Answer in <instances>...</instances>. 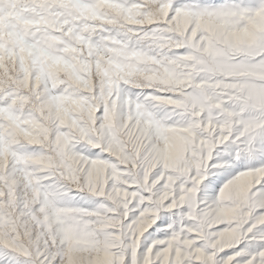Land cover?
<instances>
[{
  "label": "clouds",
  "instance_id": "clouds-1",
  "mask_svg": "<svg viewBox=\"0 0 264 264\" xmlns=\"http://www.w3.org/2000/svg\"><path fill=\"white\" fill-rule=\"evenodd\" d=\"M258 2L247 12L182 7L169 18L171 0H154L147 8L131 0H0V100L11 98L0 106V181H8L12 205L9 212L0 202V221L14 233L13 241L34 247L42 230L55 234L59 228L73 245L69 264H113L114 249L117 262L122 258V231L138 238L152 215L145 209L135 226L122 228L120 210L127 217L134 201L135 207L145 200L157 206L179 183L192 230L222 247L231 243L257 206L245 193L253 174L241 173L225 185L215 209H197L184 181L190 163L200 171L201 152L207 166L208 142L195 140L205 106L230 88L247 101L264 98V89L224 81L246 67L257 49L264 50V0ZM179 48L185 52L177 53ZM144 89L166 94L149 92V103L137 105L136 124L128 128V97ZM142 119L153 124L157 143L139 158L130 145ZM101 144L116 159H93L87 184L104 194L111 182L107 211L113 215L86 221L68 207L70 189L84 172L81 153ZM9 158L13 165L4 172ZM153 169L159 175L149 185ZM20 173L25 184L17 189L14 177ZM133 187L150 194L129 191ZM221 221L232 229L212 233Z\"/></svg>",
  "mask_w": 264,
  "mask_h": 264
},
{
  "label": "snow or ice",
  "instance_id": "snow-or-ice-1",
  "mask_svg": "<svg viewBox=\"0 0 264 264\" xmlns=\"http://www.w3.org/2000/svg\"><path fill=\"white\" fill-rule=\"evenodd\" d=\"M132 3L147 8L154 0H131ZM258 0H222L221 3H202L201 0H171V9L169 18L175 13L177 8H191L195 11L205 8H231L237 11H253L259 7ZM177 53L183 54L184 48L176 49ZM264 65V50L257 49L249 58L247 66L240 69L236 75H229L224 77L226 84L248 85L253 89H264V70L261 66ZM211 83V81H209ZM153 95H162L166 93H157L153 89H144L139 96L130 95L128 97V114L132 116V120L128 124V128H132L136 124L135 109L137 105L148 104L145 100L148 93ZM27 93H25L26 95ZM171 95V93H167ZM176 98V97H174ZM10 97H5V100H0V106H4L6 100ZM171 107V106H169ZM103 112V106L97 112L100 116ZM200 128L202 131L198 132L195 140L203 145L208 142L207 151L210 155L207 159L206 168L203 165L204 153L201 152L200 171L196 166L190 167L187 173V180L184 181V188L195 193V205L197 209L204 207H211L215 209L219 201L216 197L212 202H206L199 196L200 186L207 181L208 185H212L214 181L209 179V169L223 167L224 164L231 163V161H224L222 163H214L213 155L217 152L220 146L225 149L235 145V151L232 153V160H239L245 152L249 155L255 154L256 143L258 138L264 141V98H257L255 100L247 101L243 93L236 88L228 89V94H222L211 100V107L205 106L204 110L200 112L199 116ZM123 122V117H121ZM169 122H173L169 120ZM206 126V131H203ZM125 128V131L128 130ZM134 143L130 145L131 149L139 158H143L146 153L152 149L153 145L157 143L156 131L151 123H145L142 119L139 125H136V135L133 137ZM35 147V146H32ZM105 146L101 144L99 147L88 146L86 152H82V163L84 164V172L80 176L79 183L71 187V202L68 207L80 210L78 216L82 220L97 221L113 213L107 211L110 207V201L107 199V190L111 186V182L105 186L104 194H97L89 190L87 179L90 162L93 159L114 161L116 157L110 152L104 150ZM264 154V153H262ZM13 165V159L9 158L4 168L7 172ZM131 168V163L128 164ZM157 168H160L157 165ZM257 170L261 174H257ZM241 173H252L253 178L250 186L245 189L246 197L249 201L255 202L257 205L251 211H248L247 220L239 227L238 236L227 246H220L214 242V237L207 236L201 230H192L193 225L188 217L184 214L189 211V205L184 203L181 199L182 193L180 185L177 183L173 195L162 199V203L153 206L150 201H143L139 207H135L136 201L130 206L131 211L127 217L123 215V210H120V219L122 221V228L129 223L135 222L145 209H150L152 215L147 224L144 225L143 230L137 233L129 231L128 235L132 237L128 239V235L121 233L122 244L120 246L122 251V258L117 262L116 256L120 253L116 252L113 257V264H264V206H260L264 202V163L257 167H246L239 171L234 177L225 181L218 189L217 194H220L221 189L225 185L234 183L236 178ZM167 175V172H165ZM159 175L156 169L149 172L148 184L150 185ZM201 176H204L201 179ZM17 179V189L23 188L25 184V177L20 173ZM199 181V183H197ZM160 185H163V179L160 180ZM139 191L140 195L148 196L150 193L144 188L136 189L129 188V191ZM0 202L7 207L8 211H12V205L9 204V186L8 181H0ZM84 201L91 206H84L78 202V199ZM175 201V203H174ZM19 212V208H17ZM165 214H174L177 219H172L169 215V222L165 224L167 234L162 239H153L151 243L142 248L144 234L156 225L158 219H162ZM5 221L9 219L4 218ZM15 220V214L10 218ZM3 224V229L0 230V264H69V256L72 254V243L65 238L59 228L55 234L45 232L42 234L36 246L30 247L22 245L18 241H13L14 233L11 232L9 226ZM233 225L226 221H221L215 224L210 231L212 233L221 234L231 230ZM19 228L16 232L19 233ZM115 231V229H109ZM22 237V233H21ZM247 241L244 247L239 245ZM256 242V247L250 248L249 244ZM133 248L135 252L133 253ZM225 249H234L227 255L221 256Z\"/></svg>",
  "mask_w": 264,
  "mask_h": 264
},
{
  "label": "rangeland",
  "instance_id": "rangeland-1",
  "mask_svg": "<svg viewBox=\"0 0 264 264\" xmlns=\"http://www.w3.org/2000/svg\"><path fill=\"white\" fill-rule=\"evenodd\" d=\"M202 3H221L222 0H201ZM235 151V145L230 148L225 149L224 146H220L217 152L213 155L214 163H222L224 161H231V163L224 164L223 167L219 168H210L209 169V179H212L214 183L208 185L205 181L200 186L199 196L204 199L206 202H212L217 195L219 187L231 177H234L239 171L243 170L246 167H257L259 164L264 163V141H261L259 138L256 143V149L254 155H249L245 152L240 156L239 160H232V153ZM78 202L84 204V206H91L86 204L84 201L79 200ZM169 215H172V219H177L174 214H165L162 219H158L156 225L150 228L144 234V240L142 248L146 247L147 244L151 243L153 239H162L167 234V229L165 224L169 222ZM247 241L242 242L239 247H244ZM250 248L256 247V242L249 244ZM234 249H225L220 255H227Z\"/></svg>",
  "mask_w": 264,
  "mask_h": 264
}]
</instances>
